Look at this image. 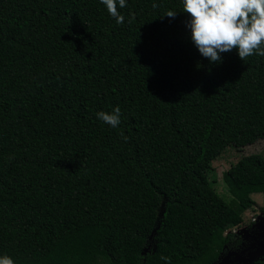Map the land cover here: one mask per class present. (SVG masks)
<instances>
[{"label": "trees", "instance_id": "trees-1", "mask_svg": "<svg viewBox=\"0 0 264 264\" xmlns=\"http://www.w3.org/2000/svg\"><path fill=\"white\" fill-rule=\"evenodd\" d=\"M126 4L117 24L100 0H0V256L15 264H215L251 194L264 211L260 154L222 173L229 202L207 177L264 139V56L210 62L182 0ZM116 106V128L97 118Z\"/></svg>", "mask_w": 264, "mask_h": 264}, {"label": "clouds", "instance_id": "clouds-1", "mask_svg": "<svg viewBox=\"0 0 264 264\" xmlns=\"http://www.w3.org/2000/svg\"><path fill=\"white\" fill-rule=\"evenodd\" d=\"M100 2L117 24L124 22L117 5L126 7V0ZM182 3L183 11L190 16L187 26L191 29V40L210 62H220V54L233 49L242 61L253 55L264 56V0H182ZM165 14L174 18L176 11L169 10ZM131 18L134 19V14ZM120 114L116 106L111 112L100 111L96 115L116 128L120 124ZM161 259L170 264V258ZM0 264H15V261L5 254L0 256Z\"/></svg>", "mask_w": 264, "mask_h": 264}, {"label": "rangeland", "instance_id": "rangeland-1", "mask_svg": "<svg viewBox=\"0 0 264 264\" xmlns=\"http://www.w3.org/2000/svg\"><path fill=\"white\" fill-rule=\"evenodd\" d=\"M251 153L260 154L264 158V139L260 138L255 140L254 142L242 146L239 149H235L234 147H226L218 157L211 162V170L208 173V180L211 182V185L214 191L225 201L229 202L231 199V195L227 192L226 187L222 181V173L229 167L230 164L234 163L239 157ZM251 198L254 200V205L249 209H246L242 212V223L239 228L243 229L247 227L248 220L251 217L258 216L259 218L264 217V211L260 210V206L262 204V198L259 193L251 194ZM232 247V243L228 244L226 249ZM264 261V255H261L256 260ZM253 261V262H254ZM252 262V263H253ZM251 263V264H252Z\"/></svg>", "mask_w": 264, "mask_h": 264}, {"label": "flooded vegetation", "instance_id": "flooded-vegetation-1", "mask_svg": "<svg viewBox=\"0 0 264 264\" xmlns=\"http://www.w3.org/2000/svg\"><path fill=\"white\" fill-rule=\"evenodd\" d=\"M247 225V227L236 233L233 242H230L232 243V247L225 250L227 245L224 246L215 264H221V261L224 260L225 257L229 261L228 264H238V260L234 255L231 254L227 256L229 251H234L246 256L250 252H253L258 246L264 244V220L256 216V218L254 217V220L248 222Z\"/></svg>", "mask_w": 264, "mask_h": 264}, {"label": "water", "instance_id": "water-1", "mask_svg": "<svg viewBox=\"0 0 264 264\" xmlns=\"http://www.w3.org/2000/svg\"><path fill=\"white\" fill-rule=\"evenodd\" d=\"M262 219L264 220V217ZM241 230H239L238 232H240ZM231 254L234 255V257L238 260V264H251L258 257H260L261 255H264V244L258 246L253 252H250L246 256L238 254L234 251H229L227 253V256ZM228 263L229 261L226 257L224 258V260L221 261V264H228Z\"/></svg>", "mask_w": 264, "mask_h": 264}, {"label": "built area", "instance_id": "built-area-1", "mask_svg": "<svg viewBox=\"0 0 264 264\" xmlns=\"http://www.w3.org/2000/svg\"><path fill=\"white\" fill-rule=\"evenodd\" d=\"M254 220V217H251L249 220H248V222H252ZM241 225V224H240ZM239 225V226H240ZM239 230H241V228H239L238 226L237 227H233L232 229H231V232L232 233H237Z\"/></svg>", "mask_w": 264, "mask_h": 264}]
</instances>
